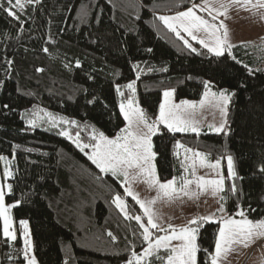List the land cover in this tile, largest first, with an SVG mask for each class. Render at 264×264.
Returning a JSON list of instances; mask_svg holds the SVG:
<instances>
[{
    "label": "trees",
    "instance_id": "16d2710c",
    "mask_svg": "<svg viewBox=\"0 0 264 264\" xmlns=\"http://www.w3.org/2000/svg\"><path fill=\"white\" fill-rule=\"evenodd\" d=\"M192 2L40 0L18 11L17 20L4 11L11 7L9 0H0V155L15 158L10 179L13 190L6 200L19 202L11 210L17 239L1 236L0 264L25 263L20 251L21 220L29 222L39 264H125L129 249L139 253L146 247L135 221H125L111 202L116 193L124 195L120 182L100 173L85 153L58 135L67 126L53 129L41 123L31 128L26 123L33 113L40 116L39 110L44 109L78 121L81 129L68 130L73 135L79 130L84 142L91 131L84 125L115 136L125 124L119 103L128 96L123 86L136 80L133 65L140 70L135 99L152 120L165 90H174L175 100H196L208 81L211 89L234 93L227 136L207 130L200 136L173 134L160 126L153 137L157 174L161 181L181 175L183 152L179 159L173 155L177 140L209 153L212 162L229 153L242 179L235 181L237 195L229 191L230 180L220 193L226 197L227 214H234L239 203L250 219L264 218V173L259 171L264 167L263 55L257 57L252 49L236 45L232 49L235 59L227 53L215 57L191 38L200 54L184 48L155 17L185 10ZM37 68L43 71L37 72ZM165 68L167 71L162 70ZM117 86L124 97L117 94ZM24 113L28 116H22ZM221 169L227 176L226 160L221 161ZM125 200L133 215H142L131 197ZM218 227V223H208L201 228L198 242L202 248L214 250ZM160 255L166 253L162 250ZM198 264H210L207 253H198Z\"/></svg>",
    "mask_w": 264,
    "mask_h": 264
},
{
    "label": "snow or ice",
    "instance_id": "6c2138e0",
    "mask_svg": "<svg viewBox=\"0 0 264 264\" xmlns=\"http://www.w3.org/2000/svg\"><path fill=\"white\" fill-rule=\"evenodd\" d=\"M9 3L11 4V0ZM39 3L40 0H15L14 4L4 11L8 16L19 20L18 11L22 12L26 5ZM233 7L249 11L254 15L258 14L261 20H264V0H201L200 3H195L193 0L185 10L177 11L174 15H159L155 19L168 32L173 33L177 39L181 40L184 48L191 52L200 54L188 38L215 57H222L227 53L235 59L232 56V49L235 45L229 41V30L224 22L228 19L229 10ZM198 12L205 13L206 16L198 14ZM221 17L224 19H220ZM260 41V47H264V37H260ZM241 46L247 48L252 45L251 42H242ZM43 51L47 53L48 49L44 48ZM148 51L150 52L152 49H148ZM7 63L11 65L13 62L9 60ZM237 63L240 62L237 61ZM76 66H80L79 61L76 62ZM245 67L247 68V65ZM133 69L136 71V80H139V65H133ZM162 70L167 71L166 68ZM36 71L42 72L43 69L37 68ZM136 80L123 86L128 90V96L126 100L121 99L119 110L126 125L114 137L110 138L94 126L84 125V128H91L88 142H84L79 130L75 135L68 130L69 128L81 129L82 126L78 121L55 116L44 109L39 110L42 115L37 116L33 113L32 117L26 120L27 125L31 128L38 127L41 123H46L53 129L67 126L63 127L58 135L69 139L77 149L85 153L87 159L99 169L100 173L110 174L120 182L124 195L116 193L112 196L111 202L125 221H135L142 244L146 245L139 253L134 249H129L125 264H151L150 258H154L160 264H198V253L201 251L207 253L210 264H221L222 258L234 251L237 246L247 248L256 240L264 238V218L250 219L239 203H237V211L234 214H227L223 203L226 197L219 195L225 191L226 180L233 181L229 189L232 195H237L239 192L235 181L242 177L238 176L233 155L225 153L212 162L209 159V153L186 147L177 140L173 145V155L179 159L181 151L183 152V159L179 160L182 169L181 175L161 182L157 174L155 164L157 153L154 151L153 137L161 131L160 126L167 129L169 133H193L200 136L202 122L197 119V113L205 105H210L218 111L220 121L219 123H209L208 130L217 135L227 136L230 132L227 119L228 108L234 93L227 89H222L219 92L211 91L210 83L204 81L205 91L199 103L189 100L174 103L172 100L174 90H165L163 100L159 105V112L152 120L135 99ZM116 92L120 97L125 96L120 86L116 87ZM91 102L89 101V103ZM4 107L8 106L4 105ZM22 116H28V113H24ZM14 147H19V145ZM27 151H31V149ZM222 160L227 162V176L221 170ZM0 162H4L3 179L7 181L13 176L10 170L11 161L8 157L0 155ZM199 168L211 170V178L198 175ZM259 171L264 173V167H261ZM141 179L149 189L156 190V197L148 200L141 199L138 193L133 190V182ZM193 185L194 189L191 187ZM12 190L11 183L0 184V221H2L3 236L9 241L17 239L13 229L11 210L19 202L6 204L5 201V192L11 193ZM206 192H211L214 197L218 196L221 201L216 212L193 217L187 224L180 227L171 223H168L166 227L162 224V218L154 208L158 199L161 197L168 200L181 197L192 199ZM125 197H131L135 204L139 205L142 215H133L130 212ZM217 213L221 214L218 219ZM235 217H239V219ZM208 223L219 224L212 251L202 248L198 242L201 228ZM19 224L23 230L24 246L20 251L23 253L24 262L25 264H38L35 255H32L33 243L29 232V222L21 220ZM107 235L113 241L116 240L112 232L108 231ZM133 235H137V231L134 230ZM95 239L99 240L100 237ZM85 246H87V242H85ZM162 250L166 255H160Z\"/></svg>",
    "mask_w": 264,
    "mask_h": 264
},
{
    "label": "rangeland",
    "instance_id": "374dc122",
    "mask_svg": "<svg viewBox=\"0 0 264 264\" xmlns=\"http://www.w3.org/2000/svg\"><path fill=\"white\" fill-rule=\"evenodd\" d=\"M230 10L234 11L237 10V8L233 7ZM238 11H241V9H239ZM244 12L245 13H243L242 15L236 13L233 17H230V22H232V25L238 26L239 29L240 30L242 29L243 32L242 35H237L233 31H229V41L232 44L233 42H237L240 40L251 41V42H255L256 44V42H260V37H264V20H261L260 15L258 14L254 15L251 12L245 10ZM174 14L175 13H168L162 15H174ZM228 29H233V28L230 25ZM251 51L257 57L263 55V58L262 57L261 58L264 60V47L263 48L258 47L256 44V47L252 48ZM200 110L204 112L200 111L197 114V119L201 120L202 126H207L209 123H213V122L219 123L220 121L219 113L218 111L213 109L210 105H205V107ZM125 125H126V121L123 127H125ZM109 137L111 138L112 136ZM2 156L8 157V159L11 161L10 170L13 173L14 165H15V158H13L14 156H9V155H2ZM3 169H4V162H0V184L11 183L10 179L12 177H10L7 181L3 179ZM197 174L211 178V170L209 169L199 168L197 170ZM141 180H137L132 184L133 190L136 193H138L139 197L145 200L156 197L157 196L156 190L149 189V187L145 183L138 186L139 187L138 191L135 189L137 186L136 184H138ZM191 187L193 189L195 188L194 185ZM9 194L10 193H8L7 191L5 192L6 204H15V202H8L6 200V196ZM220 203L221 202L219 201L218 196L214 197L211 194V192H206L192 199H189L188 197H181L179 199L168 200L161 197L160 199L157 200L156 204L154 205V208L161 216L162 218L161 220H163L162 224L165 227L167 226L168 223L180 227L187 224V222L193 217L204 216L216 212V210L219 208ZM161 204L164 206V209L161 208ZM220 215L221 214L217 213V219L219 218ZM235 218L239 219V217H235ZM13 229L17 234L14 225H13ZM22 232L23 230L21 229L20 235L23 245ZM29 232H30V228H29ZM1 236L4 237L2 233V221H0V238ZM262 251L264 252V238L256 240L253 244H251L247 248L237 246L234 251H232L226 257L222 258L221 264H261L262 262L261 256L263 253ZM32 255H34L33 248H32Z\"/></svg>",
    "mask_w": 264,
    "mask_h": 264
},
{
    "label": "crops",
    "instance_id": "0c3cea01",
    "mask_svg": "<svg viewBox=\"0 0 264 264\" xmlns=\"http://www.w3.org/2000/svg\"><path fill=\"white\" fill-rule=\"evenodd\" d=\"M200 2H201V1H199V2H197V3H200ZM238 10H239V9L234 10V11L229 10V13H228V19L224 20V22H225V24L227 25V27H230V25L232 26L233 29H228L229 31H233V32L236 33L237 35H242V34H243L242 29L240 30L238 26H233V25H232V22H230V17H233L236 13L241 14V15H242L243 13H245L243 9H241V11H238ZM198 14H201V15H205V16H206L205 13H198ZM220 19H224V18L221 17ZM242 42H243V43H248V42H251V41H246V40H243V41H242V40H240V41H237V42H233V45H235V46H236V45H242ZM256 44H257L258 47H260V45H261V41H260V42H256ZM256 44H255V42H251V45H252V46H249V47H247V48H250V49L255 48V47H256ZM262 48H263V47H262ZM263 63H264V61H263ZM211 91L219 92L220 90L211 89ZM203 93H204V92H203ZM203 93H202V95H203ZM202 95H201V97H202ZM201 97H200L199 99H196V100H189V101L199 103V101L201 100ZM162 99H163V94H162ZM162 99H161V101H162ZM172 100H174V103H179V102L181 101V100H175L174 96H173ZM160 103H161V102H160ZM200 111H202V110H198V113H199ZM202 112H204V111H202ZM198 113H197V114H198ZM202 130H207V131H209L208 128H207V126H202ZM113 137H114V136H113ZM161 182H165V181H161ZM143 183H144L143 180H141L138 184H136L137 186H136L135 189L138 191V189H139L138 186L142 185ZM150 198H151V196H150ZM161 208L164 209V206H163L162 204H161ZM161 222L163 223V220H161ZM158 234H163V233H158Z\"/></svg>",
    "mask_w": 264,
    "mask_h": 264
},
{
    "label": "built area",
    "instance_id": "2783aa9c",
    "mask_svg": "<svg viewBox=\"0 0 264 264\" xmlns=\"http://www.w3.org/2000/svg\"><path fill=\"white\" fill-rule=\"evenodd\" d=\"M261 258H262V262H261V264H264V252L262 253Z\"/></svg>",
    "mask_w": 264,
    "mask_h": 264
}]
</instances>
